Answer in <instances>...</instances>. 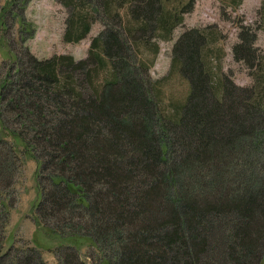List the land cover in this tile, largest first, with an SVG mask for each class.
Segmentation results:
<instances>
[{"label":"trees","instance_id":"16d2710c","mask_svg":"<svg viewBox=\"0 0 264 264\" xmlns=\"http://www.w3.org/2000/svg\"><path fill=\"white\" fill-rule=\"evenodd\" d=\"M27 1L0 0V264H47L35 244L3 246L19 152L37 161L33 220L54 240L57 264H84L85 241L97 264H258L264 87L228 77L212 84L205 28H184L171 58L189 89L169 119L135 49L147 43L145 30L169 36L194 0H57L69 13L65 41L101 23L80 58L29 52L24 42L35 25L23 13ZM6 16L23 56L7 43ZM236 26L232 56L255 67V29ZM229 177L240 179L221 185ZM205 178L219 186L206 189Z\"/></svg>","mask_w":264,"mask_h":264},{"label":"rangeland","instance_id":"374dc122","mask_svg":"<svg viewBox=\"0 0 264 264\" xmlns=\"http://www.w3.org/2000/svg\"><path fill=\"white\" fill-rule=\"evenodd\" d=\"M263 1L194 0L192 7L183 13L182 21L172 28L169 36L161 38L153 36L149 30L143 32L142 39L147 43L137 42L135 49L139 60L147 65L148 74L153 80L152 94L162 115L169 119L173 118L188 94V83L179 73L177 63L171 58L173 41L180 31L187 27L205 28L206 37L202 56L210 69L212 84L217 85L218 78L222 80L228 77L239 85L255 84L257 87H264V6L261 5ZM23 13L35 25L33 35L27 38L24 44L37 58H44L59 52L70 53L74 58L83 57L87 53L90 37L101 27L99 20L94 19L90 22L89 29L83 37L77 41H65L62 34L69 13L57 0H28ZM239 20L250 24L255 29L256 36L253 44L257 47L255 54H259V59L257 66L252 68L247 67L241 59H234L232 56L231 46L237 40L236 24ZM4 21L7 30L3 33L7 38V43L18 55L23 56V45L15 36V22L9 16H6ZM152 42H155L157 46L154 53ZM3 55L4 53L0 51V61ZM7 63L8 60H5L4 64ZM103 70L104 66H98V73ZM20 146L17 144L16 148L20 149ZM36 169L37 161L19 152L18 167L11 185L14 203L9 209L3 246L10 242L35 244L39 247L41 257L47 264H57L51 249L55 243L54 240L47 238L42 229L36 227L33 220L34 204L39 199ZM229 179L230 177L228 180L225 179L227 182L221 185L235 186L236 178ZM238 179L240 178L236 180ZM204 183L211 187H205L209 190L216 185L219 186L206 178ZM253 185L249 184V187ZM92 249L90 243L86 241L81 243L78 251L84 264H97ZM261 255L258 264H264V248Z\"/></svg>","mask_w":264,"mask_h":264}]
</instances>
